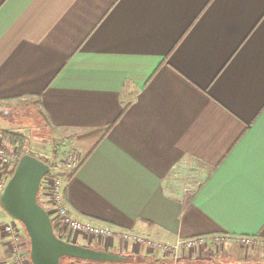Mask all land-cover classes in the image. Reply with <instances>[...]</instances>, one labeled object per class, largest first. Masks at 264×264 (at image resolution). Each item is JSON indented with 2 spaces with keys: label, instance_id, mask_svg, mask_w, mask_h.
<instances>
[{
  "label": "crops",
  "instance_id": "crops-1",
  "mask_svg": "<svg viewBox=\"0 0 264 264\" xmlns=\"http://www.w3.org/2000/svg\"><path fill=\"white\" fill-rule=\"evenodd\" d=\"M35 109L82 163L48 162L74 216L169 245L264 240V0H0V145L32 142ZM70 237L109 264H264V245L175 259Z\"/></svg>",
  "mask_w": 264,
  "mask_h": 264
},
{
  "label": "built area",
  "instance_id": "built-area-1",
  "mask_svg": "<svg viewBox=\"0 0 264 264\" xmlns=\"http://www.w3.org/2000/svg\"><path fill=\"white\" fill-rule=\"evenodd\" d=\"M24 155H35L32 151L20 153L18 147L9 149L5 145H0V169L16 167ZM37 158V157H36ZM39 159V158H38ZM42 160V158L40 159ZM44 160V159H43ZM42 160V161H43ZM45 161V160H44ZM66 166L70 173L79 166V159L75 153H71L66 159ZM50 167V166H49ZM7 181L0 178V187L5 188ZM4 190V189H3ZM39 200L43 201L41 206L50 214L52 223L60 225L63 238H59L67 243L71 240V235L84 237L88 241L104 240L107 242L119 241L124 246L133 243L146 247L152 252H159L167 256L178 258L183 251H193L209 246L226 245L235 242L242 248L251 249L258 245H264L263 239L252 237H229L211 236L196 237L179 241L174 245L163 244L149 238L137 235L133 232L122 230L108 224H104L92 219H80L74 216L66 201L65 177L50 168V172L42 181ZM22 225L11 218V220L0 225V233L9 238L10 248L13 250L14 264H32L30 260L29 238ZM69 241V242H68ZM28 244V251L24 246ZM0 264H2L0 262ZM69 264H86L76 260H69Z\"/></svg>",
  "mask_w": 264,
  "mask_h": 264
},
{
  "label": "water",
  "instance_id": "water-1",
  "mask_svg": "<svg viewBox=\"0 0 264 264\" xmlns=\"http://www.w3.org/2000/svg\"><path fill=\"white\" fill-rule=\"evenodd\" d=\"M49 172L48 164L24 155L0 194V206L23 226L29 238L31 263L61 264L70 259L109 264L123 260L117 255L67 243L55 235L50 214L39 204L41 184Z\"/></svg>",
  "mask_w": 264,
  "mask_h": 264
},
{
  "label": "rangeland",
  "instance_id": "rangeland-1",
  "mask_svg": "<svg viewBox=\"0 0 264 264\" xmlns=\"http://www.w3.org/2000/svg\"><path fill=\"white\" fill-rule=\"evenodd\" d=\"M21 116L22 117L19 118L21 129H17V130L24 131V133L31 138L32 142L30 143V145L33 155L45 159L47 164L50 161L57 160V158L58 160H62V161L67 159V157L71 154V152L68 150V147H66L64 143L62 144L60 142H56L54 141L53 138H51L48 135L47 121L41 111L35 109L34 114L25 115L24 113ZM19 151L21 153V149H19ZM9 180L10 178L7 177V183ZM5 215L7 216V214L4 213V216ZM63 234L64 233L62 232V234L60 235L61 238H63ZM230 244H235L236 246H238L237 243L232 241L226 245L204 247L199 251L202 252L205 251L204 253H206L207 255L216 256V254L224 252L225 247ZM238 247L241 248V250L242 249L249 250L246 248H242L241 246ZM29 250H30V245H29ZM61 264H69V261L62 260Z\"/></svg>",
  "mask_w": 264,
  "mask_h": 264
},
{
  "label": "trees",
  "instance_id": "trees-1",
  "mask_svg": "<svg viewBox=\"0 0 264 264\" xmlns=\"http://www.w3.org/2000/svg\"><path fill=\"white\" fill-rule=\"evenodd\" d=\"M4 136L6 137V139L8 138L11 146L19 147V149H21V153H24L28 150L31 151V146L28 143V139L26 137L19 135V134H14V133H4ZM81 165H82V163H80L79 166L76 168V170L74 172H72V175L76 174V172L80 169ZM15 168L16 167H14L9 172H7L8 178H11L13 176ZM39 204H40V202H39ZM53 229H54L55 235L58 238H60V235L62 234V229H61L60 225L53 222ZM64 260L69 261L70 259H64Z\"/></svg>",
  "mask_w": 264,
  "mask_h": 264
}]
</instances>
